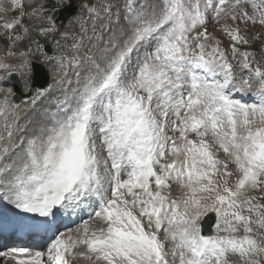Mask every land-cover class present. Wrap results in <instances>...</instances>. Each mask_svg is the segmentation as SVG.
Returning <instances> with one entry per match:
<instances>
[{
	"label": "snow or ice",
	"instance_id": "1",
	"mask_svg": "<svg viewBox=\"0 0 264 264\" xmlns=\"http://www.w3.org/2000/svg\"><path fill=\"white\" fill-rule=\"evenodd\" d=\"M12 4L19 16L0 24L8 32L0 57V239L39 237L46 247H12L0 258L264 264V31L249 35L264 30V0H107L81 4L63 30L54 13L71 0L31 7L27 25L24 5ZM31 35L59 37L53 55L46 40L14 50ZM33 45L41 64L56 61L54 83L67 86L28 133L11 100L14 77L32 92ZM69 67L78 69L71 92ZM52 88L37 89L33 100ZM85 207L97 209L89 216L99 227L84 220L60 231ZM209 214L215 232L206 235Z\"/></svg>",
	"mask_w": 264,
	"mask_h": 264
},
{
	"label": "rangeland",
	"instance_id": "2",
	"mask_svg": "<svg viewBox=\"0 0 264 264\" xmlns=\"http://www.w3.org/2000/svg\"><path fill=\"white\" fill-rule=\"evenodd\" d=\"M33 1H36V0H19V2L24 5L25 16L23 17V23L26 24V25L27 24H31L32 21L35 19L34 17H30L28 15V13L31 11V7L33 6ZM104 2H107V0H90V3H95L98 7L102 3H104ZM10 16H11V19L16 18V17L19 16V8L13 7V4H12V9L10 11ZM103 22H104L103 20L96 21L97 29L99 28V25L102 24ZM60 27H61V25H60ZM71 27L72 26L70 25V28ZM207 27H208V30L209 31H214V29L217 26L214 24V22H211L210 21L208 23ZM241 27H243V25H241ZM249 27L251 28V26H249ZM61 29L63 30V27H61ZM88 29H89L88 36H91L92 35V32H93V29H92V21H88ZM17 31L19 32V29H17ZM257 31H264V30L260 29L259 25H257L256 28H254V29L251 30V32L249 33V35H252V34H254ZM216 34L217 35H221L220 33H216ZM7 36H8V32H6L4 30L0 33V52H1L0 53V57H3L4 56V53L6 51L5 44L8 42L7 41ZM47 38H45V37H38V36H35V35L27 36L23 40L22 43H20V42L17 43L16 49H14V50H24L25 47L28 45L29 40H32V41H37L38 40L41 43H45V40L47 41ZM221 39H222L221 46L227 48L228 47V44H229L228 38L221 36ZM85 42H86V44L88 43L87 42V39H86ZM258 47H259V42H256L253 45V48L252 49H249V50H254V49L258 48ZM81 55H83V53H81ZM29 58L31 60H35V61H39V62L42 59L41 54L36 52L35 45H33V52H32V55ZM11 62H14V61H11ZM235 63L236 62H234V64ZM55 65H56V61L53 60L52 61V65H45V66H46L47 70L49 71L50 75H52L56 79L57 78L56 77V73L54 71H50V68L54 67ZM76 71H78V69H75V68H72V67H69L67 69L68 75L66 77V80H71L72 81L71 87L68 89L69 92H71L72 89H74L76 87V84H75V72ZM0 74H3V73H0ZM245 75H247V73H245ZM22 78H23V81H24V77H22ZM53 85H54L53 90L56 91V93H55V95H49V99H48L49 101L47 99H41V97H39L40 98L39 99L37 97L35 101L37 102L38 99H39V102H37V104H35V105L32 104L34 101L32 102L30 100H26L23 103H21L20 105H17L18 114L20 116V119L18 120V124H19V127H20L21 130H24L26 128L27 131H28V133H31L36 126L44 123L47 120L50 112H52V111L55 110V108H54V101L56 100L57 97H59L60 95H62V89L64 87H66L67 84H65V85H57V84L54 83ZM0 96H3V93H0ZM256 98H258V97H256ZM247 103L248 104H251L252 102L250 101V102H247ZM29 104H30V106L28 107ZM36 111H38L39 113H37ZM7 119H8V122H12V120L15 119V117L14 116H8ZM3 122H5L4 117H3ZM2 129H3V127L2 128L0 127V130L1 131H2ZM220 156H221V158H224V154L222 152L220 153ZM124 178H126V177H124ZM170 191H171V193H172L173 196H177V195L180 194V191L181 190L179 188V185L173 183L171 185V187H170ZM253 194L254 195H257V196L260 195L259 192L253 193ZM85 208H87V210H89L88 213L89 214L91 213L92 216L94 217V213H95V211L97 209L96 208H89V207H85ZM86 213H87V211H86ZM89 214H88V216H86L82 220H80L77 224H75L73 227L74 228H77L79 225H81V223L84 220H89L90 222L93 221V220H90ZM94 222L97 223V227L100 226V222L99 221H95L94 220ZM214 232H215V227H214ZM44 244H45V241L42 244H40L38 246H35V248H30V246H29V248L32 249L33 251L34 250L42 251L44 249ZM10 248H12V247H9V246L0 247V250H7V249H10ZM233 259L234 260H237V261L239 260L238 257H233ZM3 261H5V258H3ZM3 261H1V262H3ZM10 264H12V262H10Z\"/></svg>",
	"mask_w": 264,
	"mask_h": 264
},
{
	"label": "water",
	"instance_id": "3",
	"mask_svg": "<svg viewBox=\"0 0 264 264\" xmlns=\"http://www.w3.org/2000/svg\"><path fill=\"white\" fill-rule=\"evenodd\" d=\"M77 11V8L74 6V4L71 2V7L70 8H65L63 10H60L56 13H54L56 17V22L62 21L63 23H67L69 18L74 15V13ZM45 51L51 52L50 48L48 46L45 47ZM36 64V69L33 74V78L30 81L32 92L31 93H23L22 90V85L19 77H14L18 82L13 85L12 87L14 88V91L16 92V96L12 98V101L14 103H19L23 98L31 97L34 93V90L41 89V88H46L48 83H49V76L48 73L46 72L45 68L35 62ZM215 223V215L214 214H209L208 217L204 220L203 222V233L206 235H210L212 232V226Z\"/></svg>",
	"mask_w": 264,
	"mask_h": 264
},
{
	"label": "bare ground",
	"instance_id": "4",
	"mask_svg": "<svg viewBox=\"0 0 264 264\" xmlns=\"http://www.w3.org/2000/svg\"><path fill=\"white\" fill-rule=\"evenodd\" d=\"M12 9V0H0V24H2L5 20H11V16H10V11ZM3 31V29H0V33ZM1 53V52H0ZM23 79V78H22ZM23 84H25V82H23ZM56 91L54 90H50L48 92V95H55ZM58 93V92H57ZM46 95L45 94L41 99H45L46 98ZM58 95V94H57ZM61 96V95H60ZM248 97L250 96H246L244 97V99H247ZM55 98V97H54ZM239 98V97H238ZM49 99V98H48ZM55 100V99H54ZM33 102V101H32ZM39 102V99L38 101ZM252 102V101H251ZM33 104V103H32ZM30 106V104L28 105V107ZM34 107V106H33ZM36 108V107H35ZM28 109V108H27ZM37 113H39L38 111H36ZM46 115V114H45ZM44 120V119H43ZM3 116H0V127L2 128L3 127ZM1 131V130H0ZM175 188V187H174ZM88 213L89 210H87V208H84V210L82 212H78V218H77V221L73 219V217L70 215L68 216L67 218H65L61 224H60V231H67L69 229L71 230H74L75 228L73 227L75 223H78L79 219L82 220L84 217L88 216ZM90 223H92L94 226L97 227V223L93 221H91ZM99 227V226H98ZM26 242L21 244V245H13L14 247H20V246H23V247H28V246H25ZM32 247L30 248H35L34 245H31ZM46 247V243L44 244V248ZM34 251H37V250H34ZM3 261V258H0V262ZM10 262L12 261H3L1 262L0 264H10ZM13 264V262H12ZM73 264H89V261L87 259H84V258H77V259H74L73 260Z\"/></svg>",
	"mask_w": 264,
	"mask_h": 264
}]
</instances>
